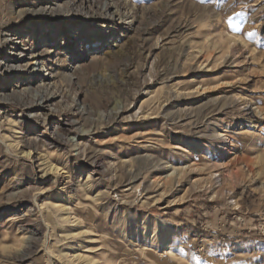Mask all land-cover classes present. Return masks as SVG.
Listing matches in <instances>:
<instances>
[{
    "label": "rangeland",
    "instance_id": "374dc122",
    "mask_svg": "<svg viewBox=\"0 0 264 264\" xmlns=\"http://www.w3.org/2000/svg\"><path fill=\"white\" fill-rule=\"evenodd\" d=\"M77 1L0 0V264H264V0Z\"/></svg>",
    "mask_w": 264,
    "mask_h": 264
},
{
    "label": "bare ground",
    "instance_id": "6f19581e",
    "mask_svg": "<svg viewBox=\"0 0 264 264\" xmlns=\"http://www.w3.org/2000/svg\"><path fill=\"white\" fill-rule=\"evenodd\" d=\"M69 3L72 7L76 6V3H78L77 0H69ZM89 0H83L81 3L77 6L78 13L84 14V11L87 10L91 5H89ZM114 4L111 2L104 3L101 7H98L96 11H94L95 15L97 16V20H109L114 21L117 16H119L118 11L111 14V9H113ZM28 15L29 13H32L33 16H43V17H49L54 16L53 11H51L50 8L44 7L40 10H34V11H28L26 12ZM22 14V13H21ZM120 19V18H119ZM17 35L11 37L9 39L12 43H14V46L17 45ZM71 40V38L69 39ZM66 43H62L64 45ZM68 51L70 52L72 56L77 55L78 51V44L72 43V45H68ZM53 53V50L46 48L40 55L33 56L31 58V61L23 64L26 60V55L24 52H22L19 48H17L16 57L14 60H10L9 65L7 68L9 71H12L14 74H18L21 72H32L36 70V75H32L33 77L29 80L30 83H28V88L21 89L17 93H14L9 99V103H19L24 104L27 106V109L30 110L32 113L31 115L41 117L43 111H48V114L46 115L48 119V116L53 115V112H55V109L53 108L54 104L57 102L63 101V96L61 94V91L57 88V86L54 84L53 79L55 78L53 73L51 74L47 70H44L45 67H47V63H42L43 59L50 60L53 56L51 55ZM96 58L94 55V58L92 59L91 63L96 62ZM98 65V64H97ZM79 66V65H78ZM27 72V73H28ZM34 87V88H33ZM30 98L29 103H25V99ZM40 112V113H39ZM260 117V116H259ZM59 129V128H58ZM62 131H53L51 135H61ZM56 137V136H55ZM173 175V173H172ZM171 256L173 255V252H170Z\"/></svg>",
    "mask_w": 264,
    "mask_h": 264
}]
</instances>
